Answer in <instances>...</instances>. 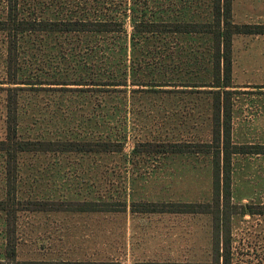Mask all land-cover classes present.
<instances>
[{
  "label": "rangeland",
  "instance_id": "1",
  "mask_svg": "<svg viewBox=\"0 0 264 264\" xmlns=\"http://www.w3.org/2000/svg\"><path fill=\"white\" fill-rule=\"evenodd\" d=\"M111 1H102L104 6ZM129 14L152 21L195 22L211 19L212 0H113ZM93 0H24V9L43 17L73 13L86 16ZM127 5V6H126ZM0 1V13L2 11ZM237 23L264 24V0H234ZM134 21H126L128 86L113 99L86 92L44 90L22 101L25 137L97 139L109 135L123 143L114 155H24L20 161L21 199L103 200L126 203V213H25L19 221L21 260H113L121 264L148 261H211L212 221L205 215L132 213L133 202L208 203L212 200L211 155L135 153L137 143L210 141V96L202 93H133L134 79L204 82L209 38L142 36L133 50ZM91 43V38L83 39ZM34 45V47H33ZM79 39L42 35L26 50L28 71L47 83L62 78H89L95 71L88 51L79 58ZM83 45V44H82ZM68 53H64V50ZM232 137L236 144H264V36L235 40ZM0 53V79L4 76ZM84 61V62H83ZM1 87V86H0ZM44 89L60 88L43 85ZM173 91L184 88H167ZM192 89L190 88L189 91ZM197 90H205L198 88ZM0 93V136L2 130ZM108 102L98 113L97 104ZM109 113L106 118L100 115ZM111 115V116H110ZM38 124V126H36ZM70 127V132L64 131ZM0 159V197L3 193ZM232 203L264 206V156H236L232 168ZM240 211V210H239ZM73 213V212H69ZM3 216L0 215V260H3ZM232 253L236 264H264V215L236 214L232 220Z\"/></svg>",
  "mask_w": 264,
  "mask_h": 264
},
{
  "label": "trees",
  "instance_id": "2",
  "mask_svg": "<svg viewBox=\"0 0 264 264\" xmlns=\"http://www.w3.org/2000/svg\"><path fill=\"white\" fill-rule=\"evenodd\" d=\"M0 53L3 55L4 76L0 79L2 93V130L0 136V159L3 162V193L0 197V215L3 216V260L0 264H121L113 260H52L34 261L19 258V221L25 213H67V214H111L126 213V203L109 201H73L21 199L20 161L24 155L79 154L114 155L122 152L123 143L109 135H97V139H47L25 137L22 123V101L25 94L44 90L92 92L104 99H113L126 92L128 86V44L124 40L126 21L133 19V50L139 49L142 36H200L209 38L204 82H174L134 79L140 87L133 93H202L210 96V141L206 142H146L137 143L135 153L184 155L199 154L212 157V200L208 203H158L144 202L131 204L132 213L205 215L212 221L211 261L205 263H179L148 261L136 264H236L232 253L233 216L264 215V206H238L232 203V168L236 156H264V144H236L233 141L234 97L237 94L234 83L235 40L238 37L264 36V24L237 23L234 16V0H212L211 19L195 22L152 21L129 14V8L112 3L113 0H93L97 4L90 14L66 15L46 18L24 9V0H0ZM102 1H111L104 6ZM127 6V5H126ZM58 36L80 41L79 58L88 57L97 71L89 77L78 79L42 80L28 71L25 59L29 43L40 36ZM91 38V43L86 40ZM83 44V45H82ZM34 47V45H33ZM68 53V50H64ZM84 62V61H83ZM43 85L60 88L44 89ZM184 88L173 91L167 88ZM192 89L189 91V89ZM198 88L205 89L203 91ZM28 95V94H27ZM108 102L97 104L98 113ZM109 113L100 115L106 118ZM111 116V115H110ZM38 126V124H36ZM70 132V127L63 129ZM240 210V211H239ZM73 212V213H69Z\"/></svg>",
  "mask_w": 264,
  "mask_h": 264
}]
</instances>
